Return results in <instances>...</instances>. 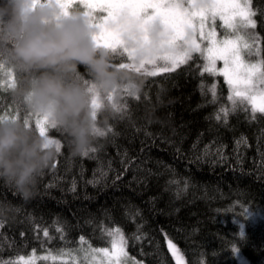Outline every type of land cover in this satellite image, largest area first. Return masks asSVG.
I'll return each instance as SVG.
<instances>
[{
    "label": "trees",
    "instance_id": "1",
    "mask_svg": "<svg viewBox=\"0 0 264 264\" xmlns=\"http://www.w3.org/2000/svg\"><path fill=\"white\" fill-rule=\"evenodd\" d=\"M250 3V38L264 59V0ZM204 63L194 53L156 76L134 71L143 91L102 102L127 107L99 113L104 135L88 155H73L62 128H48L61 148L35 197L26 202L0 183V201L15 206L0 217V264H77L81 253L109 247L116 228L142 264H177L168 240L187 264H264V114L253 118L246 104L233 111L224 78ZM13 75L0 73V114L23 120Z\"/></svg>",
    "mask_w": 264,
    "mask_h": 264
},
{
    "label": "clouds",
    "instance_id": "2",
    "mask_svg": "<svg viewBox=\"0 0 264 264\" xmlns=\"http://www.w3.org/2000/svg\"><path fill=\"white\" fill-rule=\"evenodd\" d=\"M96 35L88 17L61 7L57 0H0V72L17 75L12 87L16 100L31 117L46 118L62 128L73 155L93 150L98 115L112 109L93 107L81 68L100 101L121 93L139 95L144 86L134 71L113 63ZM152 37L159 40V26ZM144 59L140 53L136 63ZM56 156V148L24 120L0 119V183L24 201L35 197L39 178ZM14 210L11 202L0 201V217Z\"/></svg>",
    "mask_w": 264,
    "mask_h": 264
},
{
    "label": "snow or ice",
    "instance_id": "3",
    "mask_svg": "<svg viewBox=\"0 0 264 264\" xmlns=\"http://www.w3.org/2000/svg\"><path fill=\"white\" fill-rule=\"evenodd\" d=\"M57 3L66 9L78 10L89 18L97 29V44L109 49L114 64L119 61L120 67L142 75L156 76L187 63L191 54L198 52L205 61L203 71L220 75L227 83L230 90L227 99L231 102L233 111L238 104H246L251 106L253 118L256 113L264 114V59L246 61V50L251 51L254 46L239 34L244 27H255V21L251 19L254 13L247 3H241V0H201L199 3L196 0H57ZM217 19L222 32L217 31ZM156 26L160 28L159 40H153L152 37V30ZM140 53L145 54V59L137 64L136 57ZM217 62H222L223 66L218 68ZM5 75L11 81L15 80L13 74ZM11 81L9 83L13 87L14 83ZM82 82L93 94V107H102L91 79H83ZM5 86L0 81V87ZM210 91L213 97L210 102L215 103L214 85ZM112 99L113 97H108L109 101ZM111 107L122 112L127 106L113 103ZM219 111L228 115L227 108L222 107ZM30 117L26 113L23 119L28 126ZM3 118L18 116L0 114V119ZM215 118L219 120L220 116L216 115ZM58 127L46 118H35L38 134L46 137L50 145H55L57 152L61 148L59 141L50 139L46 131L48 128ZM97 133L104 135L100 128ZM44 235L47 236L48 233L45 232ZM108 235L112 237L111 249L115 256L109 255L107 247L94 251L103 253L106 264H128L127 240L122 231L116 228L115 232H109ZM169 247L175 255V246L169 242ZM21 260L23 264H33L32 260H24L23 257ZM131 264L139 262L132 261Z\"/></svg>",
    "mask_w": 264,
    "mask_h": 264
},
{
    "label": "rangeland",
    "instance_id": "4",
    "mask_svg": "<svg viewBox=\"0 0 264 264\" xmlns=\"http://www.w3.org/2000/svg\"><path fill=\"white\" fill-rule=\"evenodd\" d=\"M196 2L199 3V2H201V0H196ZM206 2H211V0H206ZM241 3H247L249 5L250 10L252 11L250 0H241ZM97 15H106V13H103V14L97 13ZM251 19H253V16L251 17ZM216 24H217V31L218 32H222L223 30L220 28L219 19H217ZM250 31H252V27H244L240 31L239 34L245 36V38L248 40V42L254 46L251 51L246 50V53H247L246 61L256 62V61L260 60V57H256L255 56L257 54L258 50L255 47V45L253 43V40L250 38ZM201 43L203 44V42H201ZM194 53H198V52H193L192 54H194ZM222 66H223L222 62H217V67L218 68H221ZM146 67H150V66H146ZM161 73H163V72H161ZM103 101H106V100H102L101 103ZM33 122L35 123V118L33 119ZM169 242H171V241L168 240V246H169ZM171 244L174 245L175 249L177 250L176 254L174 255L173 251L170 249L175 261L177 262V264H187L184 256L181 254V252L178 251L179 249H178L177 245L175 243H173V242H171ZM107 248H109V255L114 257L115 256V252H114V250L111 249V244ZM126 252H127V249H126ZM78 258H79V263H77V264H101V261H104V264H106V259H105L104 255H103V253H99V252L92 251V250L85 251V253H81ZM128 258H129L128 264H131L132 261H137V262H139V264H142L141 261H139L136 258L130 256L129 254H128Z\"/></svg>",
    "mask_w": 264,
    "mask_h": 264
}]
</instances>
